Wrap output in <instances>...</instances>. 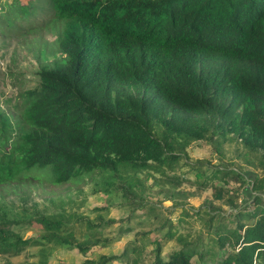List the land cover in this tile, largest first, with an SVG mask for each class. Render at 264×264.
<instances>
[{
  "label": "trees",
  "instance_id": "1",
  "mask_svg": "<svg viewBox=\"0 0 264 264\" xmlns=\"http://www.w3.org/2000/svg\"><path fill=\"white\" fill-rule=\"evenodd\" d=\"M39 1L48 16L37 29L53 34V57L39 62L30 82L10 73L7 86L15 81L17 88L11 95L0 92L6 107L0 109V185L38 170L55 184L99 174L134 205L152 177L154 184H167L164 194L183 198L174 192L179 180L172 172L180 151L188 141L218 132L257 151L264 170V0ZM15 4L18 13H27L28 6ZM10 13L16 14L6 12L5 21ZM230 177L238 182L235 188L210 185L202 210L208 240L184 241L166 218L150 261L139 256L134 238L118 255L79 264H190L196 247L210 241L217 249L206 251L215 264H264V197L243 205V178ZM214 201L233 210L213 214ZM23 209L0 201L3 264L31 247L38 250L28 257L38 259L30 264H46L45 253L55 246L86 254L107 245L98 232L75 237L62 213ZM191 213L185 209L181 216ZM32 225L40 227L39 235L16 230ZM171 238L180 248L162 256V241Z\"/></svg>",
  "mask_w": 264,
  "mask_h": 264
},
{
  "label": "rangeland",
  "instance_id": "2",
  "mask_svg": "<svg viewBox=\"0 0 264 264\" xmlns=\"http://www.w3.org/2000/svg\"><path fill=\"white\" fill-rule=\"evenodd\" d=\"M15 2L18 5L28 6L27 13H18ZM15 2L0 0V92L2 91L3 95L13 94V90L18 85L14 81V86H7L11 82L10 73L16 78L24 79L26 81L24 83L30 82L39 62H48L53 57L49 54L53 34L37 29L43 25L48 16V11L41 7L42 1L15 0ZM10 10L16 14H7L10 20L5 21L3 14ZM0 109L6 111L1 100ZM179 154L181 159L172 172L179 180V183L174 185V192H183L185 194L183 198H177L174 194H164L167 184L163 183L159 186L153 183L152 177H149L143 183V193L135 197L140 199L141 203L131 205L129 199L118 197L113 192V186L99 174L90 177L85 175L74 181L55 184L49 180L45 171L38 170L30 171L22 180L0 185V201L8 206L24 208L22 212L47 215L62 213V216L68 218L67 221L74 227L75 237L98 232L97 235L106 241L105 247H91L86 254H81L76 248H67V246L52 247L45 253L46 264H79L85 258L96 259L100 254L118 255L125 244L134 238H138L137 244L141 248L139 256L148 262L151 258L149 254L154 247L153 241L161 238L166 232V227L163 225L166 218L174 224L172 230L175 231V236L184 241L194 242L195 238L207 236L206 224L204 226L203 221L207 216L202 210L207 209L209 203L210 185L235 188L238 182L232 180L230 175L238 174L243 178L240 193L244 196L242 195L240 203L248 206L253 196L262 193L264 197V170L260 164V155L255 150L244 148L239 139L232 134L211 133L203 139L188 141ZM222 170L232 174H220ZM154 176L156 177V174ZM208 176H211V179H208ZM134 192L140 193L138 189ZM174 200L180 204L174 205ZM138 204L141 207H136ZM213 205L216 208L210 210L213 214L219 212L228 216L233 210L221 201H214ZM185 209L192 213L181 216ZM195 210L196 213H201L193 214ZM86 222H89L91 227ZM39 229L38 225L16 227V230L25 237L39 235ZM210 242V245L200 243L196 247L197 253L191 257L190 264H215V255L211 257L207 254L206 247L217 249V246L213 241ZM176 244L175 238L162 241L161 255L165 256L169 251L180 248ZM224 249L228 250L227 246ZM37 250L31 247L19 255L11 257L4 255V258L8 257L11 264L18 262L30 264L36 262L38 257H28L27 252L34 254ZM200 251L201 257L198 255ZM108 264L126 263L113 261Z\"/></svg>",
  "mask_w": 264,
  "mask_h": 264
}]
</instances>
